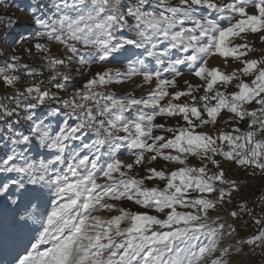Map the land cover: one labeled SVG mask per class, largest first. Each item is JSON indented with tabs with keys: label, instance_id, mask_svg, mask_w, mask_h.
I'll return each instance as SVG.
<instances>
[{
	"label": "snow or ice",
	"instance_id": "obj_1",
	"mask_svg": "<svg viewBox=\"0 0 264 264\" xmlns=\"http://www.w3.org/2000/svg\"><path fill=\"white\" fill-rule=\"evenodd\" d=\"M22 11L0 36V264H256L264 0Z\"/></svg>",
	"mask_w": 264,
	"mask_h": 264
},
{
	"label": "bare ground",
	"instance_id": "obj_2",
	"mask_svg": "<svg viewBox=\"0 0 264 264\" xmlns=\"http://www.w3.org/2000/svg\"><path fill=\"white\" fill-rule=\"evenodd\" d=\"M19 16V4L17 3V0H0V36H5V31L7 29V21L9 22V17L11 18V20L16 19ZM19 39V37L17 38ZM12 47L14 49L17 50V52L19 53V55L22 53V50H24L27 47V44H13ZM2 52L5 54L6 50L2 48ZM3 55V54H2ZM4 57H1L0 54V64L4 63ZM25 62L30 64L35 63L34 58L32 56H28V54L25 56ZM51 73H48V76H50ZM3 89H4V93H6L8 91V89L4 88L3 86L0 87V94L2 95L3 93ZM225 167H227V165H225ZM249 183L252 185V188H245L243 190V192L241 193V195L247 200L248 202V198L251 196H261L264 195V183H262L258 178L256 180H249ZM237 202L239 201V198L237 200ZM261 206H264V203H262L259 200H253V207H255V209H260ZM232 205H229V208H231ZM255 231V225H250L246 228H242V231L240 230V234H242V236L248 235L251 232ZM256 258H259V256L257 255L255 257V261ZM256 264H259V262H256ZM262 264V263H261Z\"/></svg>",
	"mask_w": 264,
	"mask_h": 264
},
{
	"label": "crops",
	"instance_id": "obj_3",
	"mask_svg": "<svg viewBox=\"0 0 264 264\" xmlns=\"http://www.w3.org/2000/svg\"><path fill=\"white\" fill-rule=\"evenodd\" d=\"M27 2V0H17V3L19 4V16L16 18V19H13L12 21L13 22H15V21H20L21 22V24L20 25H16L15 26V29H11L13 26L12 25H10V21L8 22L7 21V23H6V25H7V29H6V31H5V36L7 37L9 34H14V35H16V37L18 38L19 37V35L24 31L23 30V28H22V24H23V22H24V17H25V13L22 11V9H23V6H24V4ZM10 31H12V33H10ZM27 47H28V45H27ZM26 47V48H27ZM18 53V52H17ZM19 54V53H18ZM5 55V54H4ZM91 73L90 72H88L87 74H86V76L87 75H90ZM86 76L85 77H79L78 78V83H77V86H79V82H82L81 81V79H86Z\"/></svg>",
	"mask_w": 264,
	"mask_h": 264
},
{
	"label": "built area",
	"instance_id": "obj_4",
	"mask_svg": "<svg viewBox=\"0 0 264 264\" xmlns=\"http://www.w3.org/2000/svg\"><path fill=\"white\" fill-rule=\"evenodd\" d=\"M29 63H30V62H29ZM48 73H49V72L45 71V72H44V76L41 77V79H44L45 82H47ZM2 94H4V89H3V93H2ZM259 197H260V196H251V197H249V198H248V203H249V205L253 207V200H259ZM261 207H262V206H261ZM254 208H255V207H254ZM255 213H256L257 215H260V209H255ZM243 219H244L245 221H249V223H248L246 226H242L240 230H242V228H246V227H248V226H250V225H254V224L251 223L250 218H249L248 216L244 215ZM258 228H259V225H255V231L258 230ZM258 251H259V250H258ZM258 256H259V258H256V262H260V263L263 264V263H264V253H260V251H259V252H258Z\"/></svg>",
	"mask_w": 264,
	"mask_h": 264
},
{
	"label": "rangeland",
	"instance_id": "obj_5",
	"mask_svg": "<svg viewBox=\"0 0 264 264\" xmlns=\"http://www.w3.org/2000/svg\"><path fill=\"white\" fill-rule=\"evenodd\" d=\"M11 29L13 30V29H15V27H14V28L12 27ZM10 33H12V31H10ZM0 54H1V57H2V56H5L4 53L2 52V48H0ZM2 54H3V55H2ZM20 55H21L22 58H26L25 56L27 55V53L24 52V51L22 50V53H21ZM24 60H25V59H24ZM212 63H213V64H217V63L222 64L223 62H222V60H220L219 58H216V59H213ZM82 80H83V79H81V81H82ZM0 87H1V86H0ZM136 94H137V95L140 94L139 90H137ZM0 95H1V94H0ZM103 215H107V213L105 212V213H103ZM241 231H242V230H241ZM240 235L242 236V234H240ZM258 252H259V251L257 250V255H258ZM257 255H256V256H257ZM259 264H261V263L259 262ZM263 264H264V263H263Z\"/></svg>",
	"mask_w": 264,
	"mask_h": 264
}]
</instances>
